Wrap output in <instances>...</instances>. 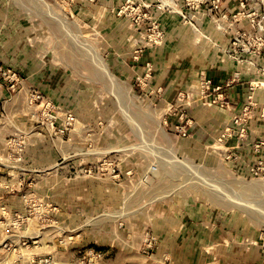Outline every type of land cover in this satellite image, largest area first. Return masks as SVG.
<instances>
[{
	"label": "rangeland",
	"instance_id": "obj_1",
	"mask_svg": "<svg viewBox=\"0 0 264 264\" xmlns=\"http://www.w3.org/2000/svg\"><path fill=\"white\" fill-rule=\"evenodd\" d=\"M5 34L0 264H169L190 210L219 232L205 259L264 264V0H0ZM187 64L200 127L165 94Z\"/></svg>",
	"mask_w": 264,
	"mask_h": 264
},
{
	"label": "crops",
	"instance_id": "obj_2",
	"mask_svg": "<svg viewBox=\"0 0 264 264\" xmlns=\"http://www.w3.org/2000/svg\"><path fill=\"white\" fill-rule=\"evenodd\" d=\"M199 25V31H200V14H199V21L197 22ZM183 30H186V34L184 35L185 37H180L179 39H176V42L179 43L182 42L186 43L189 47L187 52L184 51L182 54L186 59L190 61H194L196 58H200L202 55L204 56L203 53H200V46L204 44V41L200 39V34L196 33L193 31V29L186 25L185 23L181 24ZM185 26V27H184ZM190 34V36L188 35ZM8 37L5 35L0 36V59L5 62L7 66L9 65V62L12 60V49L11 45L9 46V41H7ZM2 39H3V44H2ZM214 44H217V40L215 37H212V40ZM217 42V43H216ZM11 49V51H10ZM202 54V55H201ZM188 66H191L187 64ZM200 67V66H199ZM192 70H187L185 72L179 71L171 76L168 75V73L165 72L164 78L170 77V80L165 81V91L167 94L168 101L173 102L176 98V95L180 93L181 91H185L186 93H193L196 96V101L194 102L193 105V114H194V120L196 121V125L200 127V109H202L200 105V98H199V91L196 89V82L194 83L192 81V78L198 79L199 72L201 71L200 68L191 66ZM16 71L21 75V77H30V78H39L41 76V68H38L36 70H29L27 68H22L19 67L16 69ZM29 73H32L29 75ZM170 73V72H169ZM234 76H236V73H233ZM195 86V87H194ZM236 89L240 94L242 95V90L244 87L242 85H237L235 86ZM234 87V88H235ZM246 94L249 92V89L246 87L245 88ZM7 95L5 89L0 85V97ZM201 107V108H200ZM193 136L192 139H184L185 141H188V143L198 145L200 143V128L198 129L195 127L194 131H190ZM180 242L178 241L175 243L176 238L174 239V242H171V246L167 247V252L171 255H177L176 259L170 262L169 264H211L212 262L209 261L208 259H205L202 255L206 254L205 247H208L210 245H214L215 242V237L219 233L216 225L213 223L211 219L204 218L200 219V212L192 214L191 210L190 213L185 215V217L182 218V225L180 228ZM215 246V245H214ZM215 248V247H214ZM216 245V249H217ZM219 251V249H218ZM208 253V251H207ZM201 255V256H200ZM215 258V257H214ZM213 259V258H212ZM208 260V262L206 261ZM235 260V259H234ZM179 262V263H178ZM212 264H238L237 261H228L226 263H212Z\"/></svg>",
	"mask_w": 264,
	"mask_h": 264
},
{
	"label": "built area",
	"instance_id": "obj_3",
	"mask_svg": "<svg viewBox=\"0 0 264 264\" xmlns=\"http://www.w3.org/2000/svg\"><path fill=\"white\" fill-rule=\"evenodd\" d=\"M260 40H261L262 45H263L264 37H262ZM66 119H67V122H66L67 125H73L76 122V118L73 115H68Z\"/></svg>",
	"mask_w": 264,
	"mask_h": 264
},
{
	"label": "bare ground",
	"instance_id": "obj_4",
	"mask_svg": "<svg viewBox=\"0 0 264 264\" xmlns=\"http://www.w3.org/2000/svg\"><path fill=\"white\" fill-rule=\"evenodd\" d=\"M102 66H104V65H102ZM103 68H104V70L109 74V70H108V68L106 67V65H105ZM263 86H264V84H263Z\"/></svg>",
	"mask_w": 264,
	"mask_h": 264
}]
</instances>
